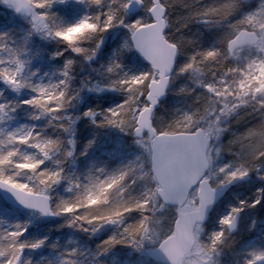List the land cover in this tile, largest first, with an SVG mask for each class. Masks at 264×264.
Instances as JSON below:
<instances>
[{
  "label": "snow or ice",
  "instance_id": "obj_1",
  "mask_svg": "<svg viewBox=\"0 0 264 264\" xmlns=\"http://www.w3.org/2000/svg\"><path fill=\"white\" fill-rule=\"evenodd\" d=\"M0 5V24L27 23L17 41L11 29L0 31V81L17 92L31 90L23 100H0V190L30 217L62 218L56 227L88 236L111 227L85 246L30 234L32 219L0 215V264H109L117 250L125 264H221L223 248L236 243L239 214L264 201V0ZM174 5L186 11L173 18ZM193 22L218 30L217 38L203 47L180 32ZM36 36L64 45L51 53L63 59L52 75L39 76L22 55ZM67 50L74 55H64ZM140 58L145 63L137 67ZM85 63L95 75L74 84L75 66ZM180 74L186 81L176 91L187 104L165 121L158 106ZM109 90L119 94V103L68 111L82 94ZM21 104L30 106L33 120L46 123L8 127L5 120ZM80 116L99 129L130 134L135 156L112 167L92 161L83 171L70 169ZM240 123L243 131L233 127ZM48 126L55 135L44 131ZM94 143L88 140L85 148ZM224 152L232 154L227 162ZM253 174L262 182L253 198L231 205L204 238V222L224 188ZM43 248L47 254L34 258ZM235 255L236 264H264V246H242Z\"/></svg>",
  "mask_w": 264,
  "mask_h": 264
},
{
  "label": "trees",
  "instance_id": "obj_2",
  "mask_svg": "<svg viewBox=\"0 0 264 264\" xmlns=\"http://www.w3.org/2000/svg\"><path fill=\"white\" fill-rule=\"evenodd\" d=\"M203 2V0H201ZM3 6L0 5V8ZM186 9L180 7V5H174L173 11L171 12L172 17L182 15ZM179 22H176V26H178ZM27 27L19 22V20L9 23V24H0V31L11 29L13 41H17V38L23 37V31L20 30V27ZM170 31L172 29H169ZM180 32H183L185 35L193 36L194 39L200 43L201 46L207 47L214 40L215 36L218 35V30L209 29L204 27L199 22H193L189 24L186 28L180 29ZM176 34V33H175ZM29 51L23 53L28 61V68L35 70L38 68V75L42 76V74L46 71L52 75L54 68L59 66L62 61V57L55 58L50 60L47 56L48 52H54L58 48H64L63 44H57L51 40L40 39L39 37H34L31 42L28 44ZM64 55H73L71 50H67ZM32 60V62H30ZM34 61V62H33ZM181 61V59H180ZM143 63L137 61L136 66H142ZM186 77L184 74H181L177 77L172 89L168 92V95L163 103L158 107L157 114L164 118L166 121L169 119L174 110L180 109L182 107H186L187 100L186 98L176 91L177 88L183 83H185ZM0 89L3 90V95H0V100L8 99L9 92L14 91L13 89L7 87L2 81H0ZM24 91H31L30 89L24 88ZM82 98L79 101L68 108V111L73 113H81L85 110L86 107L99 106V107H108L110 105L109 102L103 101L101 97L97 99H89L82 101ZM9 100V99H8ZM28 110H30V106L21 104L16 108L15 112L11 114L10 120H5V124L8 127H15L21 123H36L37 125H43L46 123L45 118H40L39 120H33L29 115ZM239 125V124H238ZM238 129L240 127H237ZM115 128H103L99 129L96 125L92 124L88 117L80 116L77 119L75 124V140H76V152L78 155L76 156V160L69 164L68 167L70 169H75L77 171H83L87 167H89L92 161H96L97 165L106 164L109 167L115 166L120 162H126L128 159L133 158L135 152H137L138 146L135 144L134 137L130 136H122L120 140L116 139L117 133L113 132ZM241 129V128H240ZM47 134L55 135L52 126H48L44 129ZM58 131V130H57ZM123 135V134H122ZM95 139V143L88 148H85L88 140ZM109 139V140H107ZM107 140V142H106ZM82 153V154H80ZM231 158V156H230ZM237 184H246L240 187L237 190H233L235 185ZM237 184L231 185L228 187L227 193L225 196L216 204L214 207L210 218L208 220L211 225L212 219L214 218V214L218 217L219 213L228 208L230 209L231 205H234L240 199H249L251 200L254 196L255 189L257 187L262 186V182L259 177H256L254 174L251 175L248 179L244 181H240ZM57 191L62 192L63 186H58ZM0 207L4 210H9L12 215L16 217L22 218L24 215L29 216V212L24 211H14L8 205H6L2 199L0 198ZM0 215H3V212L0 208ZM10 218V215H8ZM32 219V223L29 225V233L36 235H49L50 240L59 238L61 241H75L85 246H94L100 239L104 237V235L108 234L111 231L110 226H106V228L92 236H88L85 233L80 232L79 230L71 229L68 226L64 227H56L57 225L62 223V218L55 217L52 220H42L40 217H30ZM255 219V225L253 232L256 233L258 229L261 232L258 233L257 238L254 239V235H245L243 234L244 230L252 225V221ZM163 223V221H162ZM236 237V243L232 247H225L219 257L221 264H236L237 260L240 257L235 255V252L239 250L242 246L244 247H261L264 246V201L261 202V205L256 206L255 208H246L244 209L239 216V224L237 230L233 233ZM251 239H253L251 241ZM48 252L47 248H43L40 250H36L34 252V258H37L41 255H46ZM120 252L117 250L113 255L117 257L116 253ZM119 256L124 258V255L120 252ZM111 261V258L109 262ZM111 264H116L112 262ZM123 264H125L123 262Z\"/></svg>",
  "mask_w": 264,
  "mask_h": 264
},
{
  "label": "rangeland",
  "instance_id": "obj_3",
  "mask_svg": "<svg viewBox=\"0 0 264 264\" xmlns=\"http://www.w3.org/2000/svg\"><path fill=\"white\" fill-rule=\"evenodd\" d=\"M250 2H251V0H250ZM257 2H258V0H257ZM19 22L21 24L27 26V23L25 21L19 20ZM218 34H219V32H218ZM176 35H179V33H176ZM217 36H215V39L217 38ZM40 39H42V38H40ZM51 53L52 52H48L47 53V56L49 57L50 60H53L55 58H60V57L52 56ZM180 59H181V62H183V60L185 59V57L181 56ZM138 61H140V60H138ZM30 62H32V60H30ZM62 62H63V59L61 61V64H62ZM35 70H39V69L36 68ZM45 73H48L49 74V72L45 70V72L42 75H44ZM49 75H51V74H49ZM85 75H93L94 76L95 75V72L93 71V68L90 67L87 63H85L83 66H81L80 64H77L75 66V70H74V73H73V83L74 84H78L80 82V78L82 76H85ZM45 78H47V77H45ZM29 94H30V91L25 92L24 89H21L19 92H17V91L14 90L12 92H9V94H8V97L9 98L8 99L9 100L19 101V100L26 99ZM98 97H101L103 101L109 102L110 105H108V107L111 106L113 103H119V100H120L119 94L117 92H114V91H111V90L105 91V92H100V93L88 92V93L82 94V96H81L82 99L79 102V104L82 101L89 100V99H97ZM233 127L234 128L240 127L241 128L240 130L243 131L244 125H243V123H240L239 125L238 124L233 125ZM113 132L114 133H117V135H115L117 140H120L122 136H126V135L127 136H130V134H128V133H122V132H120V130H118L116 128L113 129ZM229 136H230V134H225V136L223 137V139L225 141H227V139H229ZM107 140H109V139H107ZM107 140H106V142H107ZM109 142H110V140H109ZM136 153L137 152H135V154ZM230 156H232L231 153L224 152L222 154V162H227V160L230 159ZM244 185H246V184H237V185H235V187L233 188V190H237V189H239L240 187H242ZM0 208H1L2 212H3V215H6V216L10 215V218H19V217H16L15 215H12V213L9 210H7V209L4 210L2 207H0ZM227 211H228V208L225 207V209L222 211V213H219L218 217H216V215L214 214V218L212 219L211 225L209 224V222H207V223L204 224V231H203L204 238H207L208 233H210L211 231H213V230H215L216 228L219 227V223H218L219 217L221 215L225 214ZM26 218H29V216L28 215H24L22 218H19V219H26ZM253 230H254V226H251L250 225V226H248L244 230L243 234H245V235H254V239H255V238H257V235H258L259 232H261V230L258 229L256 231V233H254ZM252 240L253 239H251V241ZM119 253L120 252H117L116 253L117 257L111 258V261L109 262V264H111L112 262H115L116 264H123V262L125 263V257L122 258L121 256H119Z\"/></svg>",
  "mask_w": 264,
  "mask_h": 264
},
{
  "label": "water",
  "instance_id": "obj_4",
  "mask_svg": "<svg viewBox=\"0 0 264 264\" xmlns=\"http://www.w3.org/2000/svg\"><path fill=\"white\" fill-rule=\"evenodd\" d=\"M140 60L143 61L142 58H140ZM143 62H144V61H143ZM166 96H167V93L165 94V96H163V97L161 98L160 103L163 102V101L165 100ZM233 183H235V182H233ZM233 183H232V184H233ZM230 185H231V184H230ZM228 186H229V185H228ZM226 189H227V186L224 188L222 194L218 197V199L216 200V202L214 203V205L217 203V201H218L220 198H222V196H223V195L225 194V192H226ZM0 195H1V197L4 199V201H5L6 203L10 204V205L13 206L14 208L25 210L22 206L17 205V204L14 202V200L10 198V194L5 193L4 190H0ZM214 205H213L212 208L210 209L209 213H210L211 210L213 209ZM209 213H208V215H209ZM42 218H44V219H51V218H53V217H42ZM207 218H208V216H207ZM207 218H206V220H207ZM206 220H205V221H206ZM235 230H236V229H234L233 232H234Z\"/></svg>",
  "mask_w": 264,
  "mask_h": 264
}]
</instances>
